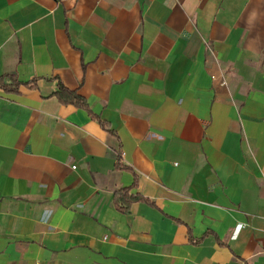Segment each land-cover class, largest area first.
<instances>
[{
	"label": "crops",
	"instance_id": "1",
	"mask_svg": "<svg viewBox=\"0 0 264 264\" xmlns=\"http://www.w3.org/2000/svg\"><path fill=\"white\" fill-rule=\"evenodd\" d=\"M8 73L0 264H264V0H0Z\"/></svg>",
	"mask_w": 264,
	"mask_h": 264
},
{
	"label": "trees",
	"instance_id": "2",
	"mask_svg": "<svg viewBox=\"0 0 264 264\" xmlns=\"http://www.w3.org/2000/svg\"><path fill=\"white\" fill-rule=\"evenodd\" d=\"M15 73H8L0 77V87L5 89L6 91H16L18 88L22 85L20 81H18L17 77L15 76ZM10 79L12 82V85H14L16 88L9 89V84L5 83V79ZM25 85L34 87L33 84L25 83ZM55 97L61 102V103H71L83 108L88 109L87 101L85 98L77 92V90L69 89L67 86H65L62 82H59L58 90L54 94ZM103 125L109 129L108 125L105 122H102ZM122 168V166H120ZM132 188H125L121 189L120 191H117L113 195V201L115 204V207L123 213H127L130 210V207L133 203L143 200V198L139 195H134L131 192Z\"/></svg>",
	"mask_w": 264,
	"mask_h": 264
},
{
	"label": "built area",
	"instance_id": "3",
	"mask_svg": "<svg viewBox=\"0 0 264 264\" xmlns=\"http://www.w3.org/2000/svg\"><path fill=\"white\" fill-rule=\"evenodd\" d=\"M211 77H212L213 80L218 81L221 86L228 87L229 80H228L227 76L224 73H222L221 75L212 74ZM37 264H40V263H37Z\"/></svg>",
	"mask_w": 264,
	"mask_h": 264
}]
</instances>
